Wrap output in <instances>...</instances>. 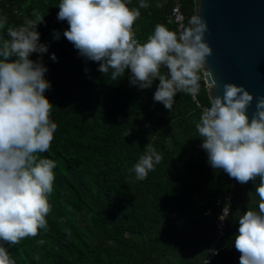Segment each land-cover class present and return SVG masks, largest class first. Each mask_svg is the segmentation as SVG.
Listing matches in <instances>:
<instances>
[{
  "label": "trees",
  "instance_id": "1",
  "mask_svg": "<svg viewBox=\"0 0 264 264\" xmlns=\"http://www.w3.org/2000/svg\"><path fill=\"white\" fill-rule=\"evenodd\" d=\"M61 2L0 0V17H7L0 46L9 39L7 28L44 18L37 31L48 46L42 60L51 88L45 96L53 105L49 119L57 124L49 150L36 154L56 163L47 225L17 245L0 244L15 264H202L216 238L214 221L234 185L218 262L240 264L234 247L238 221L246 211H258L259 178L241 184L210 166L196 128L202 114L189 93H177L169 111L153 99L158 80L141 90L130 84V70L114 81L111 69L102 74L98 62L80 56L63 36L67 21L57 19ZM125 2L140 12L132 26L140 44L158 24L177 33L167 22L170 0H144L146 8L141 0ZM182 2L183 12L194 16L195 0ZM198 75V97L210 106L202 71ZM147 144L162 160L139 181L130 169Z\"/></svg>",
  "mask_w": 264,
  "mask_h": 264
},
{
  "label": "clouds",
  "instance_id": "2",
  "mask_svg": "<svg viewBox=\"0 0 264 264\" xmlns=\"http://www.w3.org/2000/svg\"><path fill=\"white\" fill-rule=\"evenodd\" d=\"M140 7L148 5L141 0ZM139 16L125 0H62L57 19L67 21L63 36L80 56L98 62L102 74L111 69L115 81L130 70V84L141 90L158 80L153 99L171 111L177 93L199 92L198 73L212 54L204 39L207 23L193 16L179 35L158 24L140 44L132 31ZM43 21L36 16L24 26L7 28L9 39L0 46V241L9 246L37 236L51 210L48 197L56 163L36 155L49 150L57 129L49 119L53 105L45 96L51 82L45 78L48 68L42 60L48 46L40 42L37 31ZM6 23L7 17H0V28ZM59 38L56 31L55 39ZM33 53L41 58L30 59ZM51 59L57 60L55 53ZM223 89L222 96L211 98L196 128L214 170H223L241 184L259 178L258 211L248 210L239 219L234 247L240 264H264V96L256 99L250 118L254 95L235 83H226ZM145 148V155L130 169L139 181L162 160L151 144ZM0 264H15L3 244Z\"/></svg>",
  "mask_w": 264,
  "mask_h": 264
},
{
  "label": "water",
  "instance_id": "3",
  "mask_svg": "<svg viewBox=\"0 0 264 264\" xmlns=\"http://www.w3.org/2000/svg\"><path fill=\"white\" fill-rule=\"evenodd\" d=\"M207 23L204 39L212 49L201 68L212 97L226 83L244 86L256 99L264 96V0H195V15Z\"/></svg>",
  "mask_w": 264,
  "mask_h": 264
},
{
  "label": "built area",
  "instance_id": "4",
  "mask_svg": "<svg viewBox=\"0 0 264 264\" xmlns=\"http://www.w3.org/2000/svg\"><path fill=\"white\" fill-rule=\"evenodd\" d=\"M170 1L172 2V8L168 15L167 22L169 24H173L176 27L177 34L179 35V33H181L184 28L189 26L188 22L193 16L189 18L188 15H186L183 12L182 0H170ZM206 87H207V84H206ZM198 94L199 92L195 96L191 95V97H192L194 104L201 111V114H202L203 110L209 107V105L203 104L200 101ZM234 188H235L234 185H232L231 186L232 192H230L228 197L225 199L223 208L221 209V212L218 215L216 221H214V225H216V238H214V241L211 243L209 250H208V254L206 258L203 260L202 264H220L218 262V256L220 253V243L227 235L228 219L231 215L232 208L234 205V198H235V195L233 194Z\"/></svg>",
  "mask_w": 264,
  "mask_h": 264
}]
</instances>
